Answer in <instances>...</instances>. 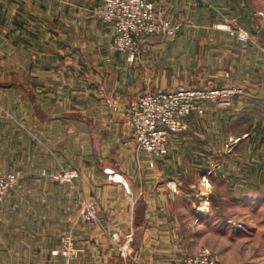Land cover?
<instances>
[{
    "label": "crops",
    "instance_id": "crops-1",
    "mask_svg": "<svg viewBox=\"0 0 264 264\" xmlns=\"http://www.w3.org/2000/svg\"><path fill=\"white\" fill-rule=\"evenodd\" d=\"M98 1L0 0V169L35 174L0 200V264H174L192 254L190 230L209 216L200 214L187 180L194 170L185 160L198 156L190 133L175 138L167 161L152 167L135 148L125 113L147 86V70L108 48L114 29L94 15ZM167 1L181 11L177 17L191 20L180 22L174 37L143 45L161 65L171 62L168 72H157L156 90L179 81L243 87L231 106L238 111L213 114L208 106L206 135L224 136L236 119L253 127L231 132L234 139L257 142L264 115L250 112L264 108V24L255 0ZM227 14L249 31L250 43L218 29ZM41 168L78 175L69 182L42 178ZM84 200L94 202L101 224L83 220ZM129 231L133 258L124 260L110 234ZM62 236L82 247L76 257L52 253Z\"/></svg>",
    "mask_w": 264,
    "mask_h": 264
},
{
    "label": "rangeland",
    "instance_id": "rangeland-1",
    "mask_svg": "<svg viewBox=\"0 0 264 264\" xmlns=\"http://www.w3.org/2000/svg\"><path fill=\"white\" fill-rule=\"evenodd\" d=\"M151 1L155 5V14L159 18L171 20L175 25H178V28L180 22L188 23L191 20L190 15H184L182 18L177 17L176 15L181 11H179L178 8L174 9L173 3L171 1L169 2L167 0H162V5L160 3H157L155 0ZM255 3L257 10H259L257 11V15L261 19H263L261 23L264 24V0H255ZM185 12L190 14V10L188 9L185 10ZM229 16L230 15L227 14V21H229L230 23L234 22L236 25L247 30L240 24L238 18H231ZM222 20H220L218 23L220 24L218 29H222L229 32V30L226 29L225 26H222L225 23V20H223L224 22ZM258 23L260 22L258 21ZM259 28L260 27H254V29ZM177 31L174 32L173 35H165L163 33L151 35L147 38L146 41H149L152 37L155 36L171 38L176 35ZM247 32L249 33L248 30ZM259 35L261 37L264 36V27L260 30ZM146 41L144 42V44L146 43ZM250 41H252L251 35L249 40H247L246 42H241L250 43ZM144 44L138 46L133 57H130L128 53L123 52L126 55L124 60L132 64V66L136 65V67L138 64H141L142 61L143 64L141 66L143 67L145 72L147 70V74H145L146 76L144 75V77H146L145 80L147 79L149 80V82L147 83V86L144 87V89L142 90L143 92L138 93V95L134 99L147 92H156L161 90L172 89L179 83H185L189 86H196L188 84L184 81H179L178 83H176L175 86L171 88L156 90L157 88L156 86H154V81L158 73L161 71L162 68L163 71L168 72L167 69L169 68L171 62L170 60H167L166 63L163 62V64L161 65L160 63L162 62L159 61L160 63H158V61L152 58L155 54H150L142 50ZM259 46V48L264 51V43H261V45ZM256 47H258L257 44ZM110 50L117 53H121L120 51H115L112 49ZM162 55L164 54L162 53ZM262 56V65L264 67V54H262ZM106 66L107 65L102 64L101 70H105ZM224 76L229 77V72L226 71L224 73ZM241 89L243 93L244 88L241 87ZM237 95L239 94H235L231 97V105L228 107H222L206 101L204 105L205 107H207V110L205 109L206 111L204 110L202 114L189 115L187 119V129L183 133L172 135L169 140L168 147L169 150L170 148H172V145L174 143L173 141L175 140V138L178 137V139H181L186 133L187 135L190 133L189 138L192 139V146L197 149L198 153V156H196V158L194 157L193 160L189 159L188 156L185 160L186 162L184 161L185 164H189L188 160H191L194 163L193 165V163L190 161L191 167L194 171L190 174L187 172V180L190 179L189 181H191L195 185V187L192 188V193L195 196L200 197L198 199L199 203H197V209L201 211L200 214L208 212L209 216L208 218H199L201 220H199L198 226L193 230H190V232L192 233V239L195 240L192 243V249H190L191 251L187 253L195 254L198 252L205 251L217 258L221 264H264V147L260 146V143L264 141V131L263 136L261 135V139L257 142L253 138H250L247 141H237V139H234L233 133L231 132H237L243 127L245 129L252 128L253 125L246 124L245 126H243L241 122H238V120L235 119L230 124L229 129L224 130V136L220 135L217 139L215 138L208 140L210 139V137L207 138L206 124L205 119L203 118L208 112H211L210 110H208V106L210 107L211 105L214 106L212 107L214 108L213 114L216 112L228 113V111L231 110L238 111V109L233 110V107H231L233 104V98ZM134 99H131L128 102V106L130 102ZM109 105L112 109H117L115 103L112 102L109 103ZM38 110V116L45 115V109ZM127 110L125 113V119L133 136L132 128L128 124L126 117ZM234 113L236 112H233V115ZM244 113L245 112L239 113L235 115L234 118L243 116ZM250 115H264V108L255 110V114L254 110H252V112H250ZM194 121L197 122V126L193 129L192 123ZM192 129L196 131L193 132ZM134 143L135 148L137 149L135 140ZM206 149L212 151L209 152V156H206ZM169 150L167 155L163 158L157 159L155 164L159 161H167ZM138 151L139 153H141L140 155L145 156L148 165V157L146 153L141 150ZM10 158L11 160L9 161L8 165L12 169L13 158ZM43 160L44 158L41 159V161ZM43 169L44 168H41V170L37 173L38 176L42 178L47 177L49 179L62 181L59 180V178H51L48 175V173H54L55 175L59 174L61 173L60 171L62 169L57 172L46 171L45 169L46 173L42 172ZM63 169L66 171L73 170L77 173L76 176L78 175V171L75 169ZM12 170L14 171V169ZM13 173H15V175L17 176V183L10 191L19 187L20 180L24 182L28 179L30 175H35L34 173L27 171H14ZM74 177L70 179V181L73 180ZM202 193L204 195H202Z\"/></svg>",
    "mask_w": 264,
    "mask_h": 264
},
{
    "label": "built area",
    "instance_id": "built-area-1",
    "mask_svg": "<svg viewBox=\"0 0 264 264\" xmlns=\"http://www.w3.org/2000/svg\"><path fill=\"white\" fill-rule=\"evenodd\" d=\"M155 5L151 0H99L93 9L94 15L114 29L109 48L126 52L133 57L138 46L144 44L151 35L163 33L173 35L177 31L169 19L159 18L155 14ZM220 24H217L219 27ZM222 25V24H221ZM236 36L237 40L246 42L250 35L244 28L234 22L225 21L222 25ZM242 93L241 87L223 85L216 87H196L179 83L169 90L147 92L132 100L127 110V121L133 131L138 150L148 157V165L153 166L157 159L167 155L169 140L172 135L183 133L188 127L191 114H202L206 101L222 107L231 105V97ZM45 172V169L42 170ZM59 174L48 173L52 178L70 181L76 172L62 169ZM17 183V176L10 171L0 169V200ZM83 220L101 224L92 201L81 203ZM115 249L121 259L133 258L132 232L122 235L119 232L110 234ZM82 247L74 245L68 236L60 238V246L52 251L67 258L76 257ZM174 264H221L208 252L187 255Z\"/></svg>",
    "mask_w": 264,
    "mask_h": 264
}]
</instances>
